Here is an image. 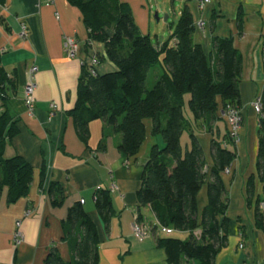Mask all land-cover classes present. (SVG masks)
<instances>
[{
  "label": "crops",
  "instance_id": "crops-1",
  "mask_svg": "<svg viewBox=\"0 0 264 264\" xmlns=\"http://www.w3.org/2000/svg\"><path fill=\"white\" fill-rule=\"evenodd\" d=\"M177 1L182 11L187 7L192 13L196 26L194 41L203 46L214 68L218 62L214 48L216 38L232 39L242 60L240 142L233 146L231 142L225 143L230 129L222 109L213 121L194 122L190 115L187 116L190 126L182 137L186 153L191 145L190 136L195 134L205 153L209 182L214 167L212 142L229 144L235 152L231 168L222 175L226 187L223 202L226 206L224 218L228 220L227 245L220 251L215 264H264V231L261 220L258 224L257 206L264 198L259 159L261 134L252 108L264 87L260 47L264 37V0H212L205 9L200 8V0ZM122 2L130 7L140 32L150 36L153 9L150 1ZM164 11L167 14L165 8ZM166 16L169 20L170 15ZM23 24L28 30L26 37L21 36ZM171 29L173 34L175 29ZM67 37L81 43L76 58H68L65 54ZM88 40L89 30L83 14L68 0H0L1 63L9 79L16 84V91L9 93L8 110L19 128V134L6 145L4 156L7 159L22 157L34 169L27 197L12 205L7 204L6 194L0 198V264H45L53 248L66 263L74 262L71 238L66 237L64 226L69 210L82 202L99 231V264H168L167 254L158 241L170 236L180 239L174 237L178 232L172 229L169 234L156 229L157 219L151 207L139 204L142 176L150 151L155 145L164 147L163 139L152 135V123L146 122V142L133 158L119 151L121 134L110 129L103 139L104 121L90 124L91 136L87 144L79 138L69 113L77 103L83 68L92 56L105 57L104 46L92 43L89 47ZM33 67L38 68V73L36 103L30 114L24 97ZM115 71L116 67L107 59L99 68L101 74ZM158 75V72L150 73V86ZM53 104L59 106L56 112H53ZM101 142L103 147H100ZM52 186L64 192L61 206L53 205L49 194ZM100 189L110 190L112 194L114 214L108 228L95 207V195ZM207 203V186H204L198 197L199 217ZM137 219L153 230L143 241L133 234ZM182 264L198 263L183 260Z\"/></svg>",
  "mask_w": 264,
  "mask_h": 264
},
{
  "label": "trees",
  "instance_id": "trees-1",
  "mask_svg": "<svg viewBox=\"0 0 264 264\" xmlns=\"http://www.w3.org/2000/svg\"><path fill=\"white\" fill-rule=\"evenodd\" d=\"M68 2L83 14L89 30L87 46L99 43L105 49V57L96 55L97 75L90 73V59L83 68L77 103L69 113L80 140L87 144L90 124L104 121L103 139L110 129L121 134L119 151L133 158L146 142V122L150 121L152 135L160 136L164 147L155 145L150 151L139 192L140 207H151L157 219L156 229L189 234L184 240L171 236L159 239L168 264H182L183 260L215 264L227 245L228 220L224 218L223 202L226 187L222 175L235 159L233 148L225 143L231 142L232 146L235 143L230 137H226L225 146L212 142L214 167L209 182L205 153L195 134L190 136L191 145L186 153L181 141L190 126L185 109L187 96L194 122L213 121L220 109L224 112L229 104L238 108L241 105L242 60L232 39H215L218 62L214 68L203 46L194 41L196 26L187 7L181 12L173 34L154 44L150 36L140 32L130 7L122 0ZM106 59L116 67L115 72H99ZM157 67L159 75L150 86V72ZM11 91H16V84L2 67L0 56V198L6 194L8 205L29 195L34 176L33 167L24 158L4 156L6 145L19 134L18 122L8 110ZM260 134L259 159L264 179V122L260 124ZM204 186L208 203L199 217L198 197ZM49 194L53 205L63 204L65 196L61 188L52 186ZM95 207L108 228L114 214L110 190L97 191ZM64 229L66 237L71 238L74 262L66 263L53 248L45 264L100 263L99 231L82 203L69 210Z\"/></svg>",
  "mask_w": 264,
  "mask_h": 264
},
{
  "label": "built area",
  "instance_id": "built-area-1",
  "mask_svg": "<svg viewBox=\"0 0 264 264\" xmlns=\"http://www.w3.org/2000/svg\"><path fill=\"white\" fill-rule=\"evenodd\" d=\"M212 0H200V8L205 9L206 6L211 4ZM28 33L27 26L25 24L22 25V37H26ZM81 47V43L77 41L73 37H67L64 41V50L65 54L68 58H76L79 52V49ZM260 47H261V54H262V61L264 64V37L261 38L260 41ZM99 67V62L96 56H92L90 58V73L95 76L97 75V68ZM38 73V68L33 67L30 72V81L25 87V97L24 102L27 107V110L30 114H33L34 108H35V92H36V83L35 78ZM263 77H264V69H263ZM252 108L254 109L259 126L261 123L264 122V87L262 90V93L256 98L254 103L252 104ZM53 112L57 111L59 109V106L57 104H53L52 106ZM224 116L227 119V123L230 129L229 137L230 140H232L235 144H237L240 141V131L242 127L243 117L242 112L240 108L237 106L229 104L225 111ZM228 171V170H227ZM84 203V202H82ZM259 214L262 222V228L264 231V198L259 202ZM161 232L169 234V229H159ZM152 227H149L148 225L142 224L140 220L137 219L133 226V234L139 241H143L146 239L150 233H152ZM244 244L240 245V248H243Z\"/></svg>",
  "mask_w": 264,
  "mask_h": 264
},
{
  "label": "rangeland",
  "instance_id": "rangeland-1",
  "mask_svg": "<svg viewBox=\"0 0 264 264\" xmlns=\"http://www.w3.org/2000/svg\"><path fill=\"white\" fill-rule=\"evenodd\" d=\"M151 3V6H153L152 9V15L150 19V36L152 39V42L156 44L158 41H161L162 39L166 40L169 38L171 31L175 29L176 25L178 24L180 13L182 11V6L180 5V2L177 0H149ZM164 8L166 9L167 14L164 11ZM156 13H158V18L156 17ZM170 15L169 20H165L166 15ZM156 70H160V67H157V69L152 70L150 73L154 74ZM190 96L186 97V114L187 116L190 115L189 107H188V100ZM182 146L185 148V139L182 141ZM240 142V141H239ZM238 142V143H239ZM201 202V201H200ZM259 206V204L257 205ZM180 237V239H186V236H183L179 233L175 234L174 237Z\"/></svg>",
  "mask_w": 264,
  "mask_h": 264
},
{
  "label": "water",
  "instance_id": "water-1",
  "mask_svg": "<svg viewBox=\"0 0 264 264\" xmlns=\"http://www.w3.org/2000/svg\"><path fill=\"white\" fill-rule=\"evenodd\" d=\"M156 17H157V19L159 20V18H158V14H156ZM165 20H166V21L168 20V16H166Z\"/></svg>",
  "mask_w": 264,
  "mask_h": 264
}]
</instances>
